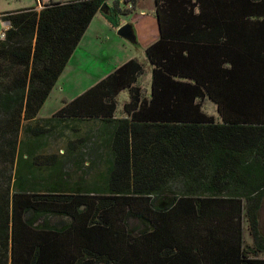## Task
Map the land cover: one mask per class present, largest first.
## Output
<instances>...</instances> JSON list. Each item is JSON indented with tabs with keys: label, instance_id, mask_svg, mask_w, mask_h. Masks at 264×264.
Here are the masks:
<instances>
[{
	"label": "trees",
	"instance_id": "trees-1",
	"mask_svg": "<svg viewBox=\"0 0 264 264\" xmlns=\"http://www.w3.org/2000/svg\"><path fill=\"white\" fill-rule=\"evenodd\" d=\"M103 3L0 14V159L16 162L0 264H264V0H153L148 93L129 58L37 117L92 16L120 25ZM57 127L64 153L41 154ZM20 129L30 138L17 142Z\"/></svg>",
	"mask_w": 264,
	"mask_h": 264
},
{
	"label": "rangeland",
	"instance_id": "rangeland-1",
	"mask_svg": "<svg viewBox=\"0 0 264 264\" xmlns=\"http://www.w3.org/2000/svg\"><path fill=\"white\" fill-rule=\"evenodd\" d=\"M105 3L109 6H116L120 10L117 15L118 21L120 24L128 23L132 26L136 43L132 44L119 37L109 22L99 12H96L78 41L75 51L70 55L60 72L55 85L40 106L37 117L52 115L62 101L70 100L98 79L106 76L128 58H135L143 64V72L137 77L136 83L141 88V91L148 93L150 88V67L144 56V48L154 42L158 35L153 0H105ZM43 4L42 0H0V13L23 7H34L35 5L39 9ZM1 28L2 24L0 22V30ZM2 36L3 34L1 33L0 37ZM127 98L126 90H121L115 99L119 104L127 100ZM210 104L207 100L200 102L202 110L215 115L214 106ZM32 123V121H20L21 125ZM64 132L68 134V130ZM16 136L17 142L30 138L21 129ZM43 139L42 148L39 150L41 154L47 156L54 154L58 157V154L64 153L65 137L62 138L58 134V127L52 131V134L47 135L45 140ZM15 163V159L12 160L11 164L0 159V199L5 193L10 195L11 189L13 190L12 178ZM48 221L53 223L54 217H49ZM241 227L243 243L250 244L251 236L246 219L241 220ZM257 229L261 234H264V198L257 211ZM5 254L7 257L8 253ZM260 256L264 258V253L260 254ZM5 263H8L7 259Z\"/></svg>",
	"mask_w": 264,
	"mask_h": 264
},
{
	"label": "crops",
	"instance_id": "crops-1",
	"mask_svg": "<svg viewBox=\"0 0 264 264\" xmlns=\"http://www.w3.org/2000/svg\"><path fill=\"white\" fill-rule=\"evenodd\" d=\"M43 1V3L45 2V0H42ZM51 1V0H50ZM52 2H63V1H52ZM128 6H129V4H128ZM23 8H26V7H23ZM19 9V8H18ZM33 9L34 10H39V9H37V5H35L34 7H33ZM14 10H16V9H14ZM1 14V13H0ZM93 17V16H92ZM0 22H1V24H2V28H1V30H0V34L2 33L3 34V36H4V30L8 27V23L6 22V21H3L1 18H0ZM90 22V21H89ZM89 24V23H88ZM116 29V28H115ZM3 36L2 37H0V39L1 38H3ZM81 38V37H80ZM80 40V39H79ZM77 45H78V43H77ZM77 47V46H76ZM74 51H75V49H74ZM73 51V52H74ZM72 52V53H73ZM72 55V54H71ZM70 57V56H69ZM129 59V58H128ZM68 61V60H67ZM57 80V79H56ZM56 82V81H55ZM54 85H55V83H54ZM53 85V86H54ZM52 86V87H53ZM52 89V88H51ZM51 91V90H50ZM83 91V90H82ZM49 95V94H48ZM46 100V99H45ZM126 102V100H124V101H122L121 103H116V106H115V111H114V116H116V117H121L122 115H124V112H123V109H122V107H123V104ZM209 102V101H208ZM209 104H210V102H209ZM211 105V104H210ZM211 115H213L214 117H216L217 115H216V112H215V115L214 114H211ZM263 198H264V194H263V196H262V198H261V200H260V204H261V201L263 200ZM263 236H264V234H263Z\"/></svg>",
	"mask_w": 264,
	"mask_h": 264
},
{
	"label": "water",
	"instance_id": "water-1",
	"mask_svg": "<svg viewBox=\"0 0 264 264\" xmlns=\"http://www.w3.org/2000/svg\"><path fill=\"white\" fill-rule=\"evenodd\" d=\"M105 6H106V4L103 3L100 6V9L105 7ZM115 33L119 37L127 40L128 42H130L132 44L136 43V37H135V34H134V30H133L132 26L130 24H128V23H124V24L118 25V27L115 29Z\"/></svg>",
	"mask_w": 264,
	"mask_h": 264
},
{
	"label": "flooded vegetation",
	"instance_id": "flooded-vegetation-1",
	"mask_svg": "<svg viewBox=\"0 0 264 264\" xmlns=\"http://www.w3.org/2000/svg\"><path fill=\"white\" fill-rule=\"evenodd\" d=\"M261 233V232H260ZM263 235V234H262Z\"/></svg>",
	"mask_w": 264,
	"mask_h": 264
}]
</instances>
